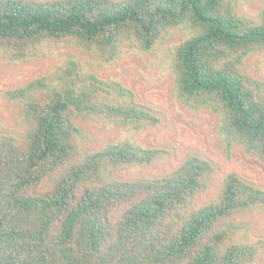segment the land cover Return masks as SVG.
Returning <instances> with one entry per match:
<instances>
[{"label":"trees","instance_id":"obj_1","mask_svg":"<svg viewBox=\"0 0 264 264\" xmlns=\"http://www.w3.org/2000/svg\"><path fill=\"white\" fill-rule=\"evenodd\" d=\"M248 0H0V59L21 65L64 58L55 74L0 91L16 104L24 134H0V264H264V190L236 173L208 193L213 166L196 156L155 177L165 152L123 139L90 146L87 124L142 131L153 112L95 72L135 49L169 46L180 102L218 119L227 154L264 165V78L245 72L264 52V5Z\"/></svg>","mask_w":264,"mask_h":264},{"label":"rangeland","instance_id":"obj_2","mask_svg":"<svg viewBox=\"0 0 264 264\" xmlns=\"http://www.w3.org/2000/svg\"><path fill=\"white\" fill-rule=\"evenodd\" d=\"M263 5L264 0H248L237 12L256 20ZM181 39L182 35L175 34L167 44L148 53L134 48L116 65L96 70L100 78L120 82L132 91L135 99L153 112L158 124L136 132L106 128L91 122L87 124L90 146L98 148L128 139L143 147L165 152L149 169L116 173V177L121 179L159 176L177 167L189 156L208 161L214 173L210 179V189L200 198V204L215 198L223 178L230 173H236L264 190V165L238 148L227 154L218 135V119L208 111L189 110L175 94L166 58L169 46L179 43ZM66 57L63 54L21 65L7 64L0 59V91L25 86L43 76L52 77ZM245 72L255 78H264V52L246 62ZM24 132L25 126L20 120L17 105L1 99L0 134L19 138ZM245 221L250 224L251 231H264V211L247 214Z\"/></svg>","mask_w":264,"mask_h":264}]
</instances>
